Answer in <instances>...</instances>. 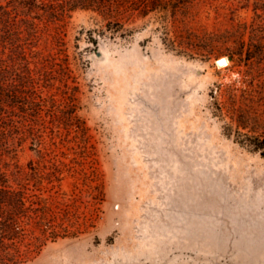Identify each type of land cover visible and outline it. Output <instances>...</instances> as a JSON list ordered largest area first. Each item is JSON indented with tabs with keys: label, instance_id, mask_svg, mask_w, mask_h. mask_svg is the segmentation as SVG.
Masks as SVG:
<instances>
[{
	"label": "rangeland",
	"instance_id": "374dc122",
	"mask_svg": "<svg viewBox=\"0 0 264 264\" xmlns=\"http://www.w3.org/2000/svg\"><path fill=\"white\" fill-rule=\"evenodd\" d=\"M22 1L0 0L19 46L0 173L47 226L23 225L16 264H264V156L237 133L264 139V0L120 18Z\"/></svg>",
	"mask_w": 264,
	"mask_h": 264
},
{
	"label": "trees",
	"instance_id": "16d2710c",
	"mask_svg": "<svg viewBox=\"0 0 264 264\" xmlns=\"http://www.w3.org/2000/svg\"><path fill=\"white\" fill-rule=\"evenodd\" d=\"M186 3L188 0H23L21 2L25 7L29 5L32 8H40L46 13L51 11L54 16L81 9L92 10L109 18H120L129 13H137L140 17H146L158 9L167 10L171 5L173 14L177 15L178 9ZM14 12H16V8L9 11L0 7V33L5 30V36L0 34V121L10 117V122L7 123L10 130L16 129V99L19 98L18 91H16V55H18L19 46L16 45L14 34L9 31V29L12 30L9 25ZM183 43L182 39L179 45H183ZM219 53V55L228 56L232 62L241 63L243 59L242 52L225 49ZM23 98L25 103L22 105L24 107L40 105L36 102V97L33 94H24ZM246 127L243 121H237V133L242 138V143L252 146L255 152L264 156V139L242 134L240 130ZM34 213L36 217H39L37 223L43 226L46 213L40 209L27 208L23 194L16 193L14 188L8 186L5 175L0 173V264H16V237L25 235L23 225L36 219L33 217ZM38 213H41V216H38ZM43 232L45 234L46 229Z\"/></svg>",
	"mask_w": 264,
	"mask_h": 264
},
{
	"label": "bare ground",
	"instance_id": "6f19581e",
	"mask_svg": "<svg viewBox=\"0 0 264 264\" xmlns=\"http://www.w3.org/2000/svg\"><path fill=\"white\" fill-rule=\"evenodd\" d=\"M229 65H230V62L228 58L226 57L219 59L217 62V66L220 68H225V67H228Z\"/></svg>",
	"mask_w": 264,
	"mask_h": 264
},
{
	"label": "water",
	"instance_id": "95a60500",
	"mask_svg": "<svg viewBox=\"0 0 264 264\" xmlns=\"http://www.w3.org/2000/svg\"><path fill=\"white\" fill-rule=\"evenodd\" d=\"M102 55H101V53L99 52V53H97V57L98 58H100Z\"/></svg>",
	"mask_w": 264,
	"mask_h": 264
}]
</instances>
